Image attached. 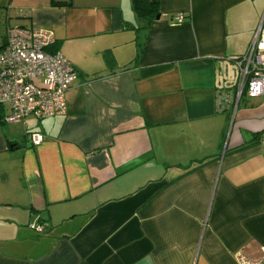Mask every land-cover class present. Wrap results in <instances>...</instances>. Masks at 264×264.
I'll list each match as a JSON object with an SVG mask.
<instances>
[{
  "label": "crops",
  "instance_id": "0c3cea01",
  "mask_svg": "<svg viewBox=\"0 0 264 264\" xmlns=\"http://www.w3.org/2000/svg\"><path fill=\"white\" fill-rule=\"evenodd\" d=\"M262 14L264 0H161L144 29L131 0H0L6 31H51L77 72L63 115L0 121V264L258 259L264 97L237 100L232 59Z\"/></svg>",
  "mask_w": 264,
  "mask_h": 264
},
{
  "label": "built area",
  "instance_id": "2783aa9c",
  "mask_svg": "<svg viewBox=\"0 0 264 264\" xmlns=\"http://www.w3.org/2000/svg\"><path fill=\"white\" fill-rule=\"evenodd\" d=\"M182 15L174 21L181 23ZM51 31L37 28L7 29L5 44L0 50V105H7L9 113L3 122L13 123L33 116L49 118L65 113L64 94L77 72L59 53L47 50L54 44ZM238 68L237 100L264 97V14L245 55L233 58ZM226 98L220 97L218 105ZM32 146L40 145L44 137L29 133ZM43 233L41 224L29 226ZM235 264H264V249L258 259H250L241 252L233 255Z\"/></svg>",
  "mask_w": 264,
  "mask_h": 264
},
{
  "label": "trees",
  "instance_id": "16d2710c",
  "mask_svg": "<svg viewBox=\"0 0 264 264\" xmlns=\"http://www.w3.org/2000/svg\"><path fill=\"white\" fill-rule=\"evenodd\" d=\"M160 1L161 0H131L132 10L134 11L137 19L142 22L141 28L148 29L152 21L156 19V17L159 15ZM3 39V44L0 47V50L5 44V37ZM51 47L47 51L50 53L56 52V50H52ZM2 120L3 118H0L1 122ZM257 136L262 137L264 135L258 134ZM206 160L207 159L201 161H194L185 167H178L181 168L182 173L177 178H180L181 176L200 168L201 166L206 164Z\"/></svg>",
  "mask_w": 264,
  "mask_h": 264
},
{
  "label": "rangeland",
  "instance_id": "374dc122",
  "mask_svg": "<svg viewBox=\"0 0 264 264\" xmlns=\"http://www.w3.org/2000/svg\"><path fill=\"white\" fill-rule=\"evenodd\" d=\"M5 28H6L5 23L0 19V43H1L2 37L6 35V29ZM137 28H139V26L138 25H134V30L130 31L129 33H130V36L132 38L133 43H136V44L140 43L141 44V42L143 40V33H141V31H139V29L136 30ZM135 30L138 33H136ZM131 51H133V50H131Z\"/></svg>",
  "mask_w": 264,
  "mask_h": 264
},
{
  "label": "water",
  "instance_id": "95a60500",
  "mask_svg": "<svg viewBox=\"0 0 264 264\" xmlns=\"http://www.w3.org/2000/svg\"><path fill=\"white\" fill-rule=\"evenodd\" d=\"M159 16L156 17V19H158Z\"/></svg>",
  "mask_w": 264,
  "mask_h": 264
}]
</instances>
